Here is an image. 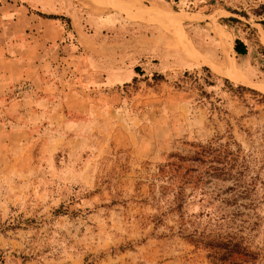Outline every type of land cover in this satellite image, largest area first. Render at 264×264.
<instances>
[{"label":"rangeland","instance_id":"374dc122","mask_svg":"<svg viewBox=\"0 0 264 264\" xmlns=\"http://www.w3.org/2000/svg\"><path fill=\"white\" fill-rule=\"evenodd\" d=\"M260 21L264 0H0V264H264Z\"/></svg>","mask_w":264,"mask_h":264},{"label":"trees","instance_id":"16d2710c","mask_svg":"<svg viewBox=\"0 0 264 264\" xmlns=\"http://www.w3.org/2000/svg\"><path fill=\"white\" fill-rule=\"evenodd\" d=\"M165 1L170 2L171 0H165ZM174 1H177V0H174ZM212 1H214V0H212ZM242 15L245 16V14H242ZM228 20L237 21L234 18H228ZM258 24H260L264 30V21H260V22H258ZM233 51L237 57H244L247 54V48H246L245 44L242 41H240L239 39H236L234 41ZM136 71H138V68H136ZM221 245H223V244H221ZM2 261H3L2 256L0 254V263H2Z\"/></svg>","mask_w":264,"mask_h":264},{"label":"bare ground","instance_id":"6f19581e","mask_svg":"<svg viewBox=\"0 0 264 264\" xmlns=\"http://www.w3.org/2000/svg\"><path fill=\"white\" fill-rule=\"evenodd\" d=\"M236 74V73H235Z\"/></svg>","mask_w":264,"mask_h":264}]
</instances>
